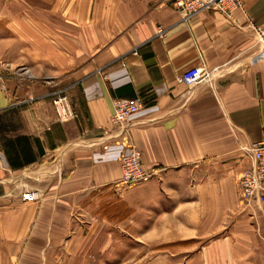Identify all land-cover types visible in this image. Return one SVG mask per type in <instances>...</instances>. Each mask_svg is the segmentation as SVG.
Instances as JSON below:
<instances>
[{"label":"crops","instance_id":"0c3cea01","mask_svg":"<svg viewBox=\"0 0 264 264\" xmlns=\"http://www.w3.org/2000/svg\"><path fill=\"white\" fill-rule=\"evenodd\" d=\"M37 1L27 3V19L3 20L7 35L0 36L1 64L27 71L25 79L0 68V264H23V252L37 245L28 242L38 233L27 220L40 205L19 211V194H11L23 178L42 181L48 219H67L73 204L97 216L99 194L107 193L130 209L129 218L153 220L155 235H218L208 247L225 253L218 264L264 263L257 254L264 252V201L246 206L237 198L246 150L264 128V57L255 60L264 51V0H241L242 12L229 17L209 11L186 21L170 0ZM121 61L130 83L113 88ZM192 67L210 72L209 81L176 84ZM59 92L71 111L65 119L51 104ZM135 97L159 108L125 132L143 168L155 173L125 189L114 187L120 166L102 147L117 139L112 99Z\"/></svg>","mask_w":264,"mask_h":264},{"label":"rangeland","instance_id":"374dc122","mask_svg":"<svg viewBox=\"0 0 264 264\" xmlns=\"http://www.w3.org/2000/svg\"><path fill=\"white\" fill-rule=\"evenodd\" d=\"M28 2L37 4L38 1L0 0V36L7 35L3 20L11 14L21 19H27L33 14L32 9L27 5ZM34 13L39 14L41 19L43 16L48 19L54 15L52 12L34 11ZM50 28L53 29L52 26ZM54 28L57 31V27ZM3 65L0 62V68ZM9 67L6 64L3 69L11 70L12 74L23 76L26 79L25 66L13 69ZM111 144L113 143L106 144V146ZM110 154L105 157L107 160L116 159L114 155L116 153ZM41 182L28 181L23 178L10 187L12 195L19 194V200H15L19 211H26L20 207L24 203L37 202L40 205V213L34 221L30 223V220H27L28 226L37 227L38 236L35 241H28L37 245L34 250L23 252L24 256L20 258L23 264H218L220 253H224L214 249L208 250L209 243L213 239H218V235L180 236L185 240H176L177 236L155 235L153 220L146 219L144 213L141 214V218L137 216V213L129 218L130 214H127V211L130 209L118 199H106L107 193L99 194L96 207L97 216L94 214L90 216L88 211L86 214L81 213L73 204L69 207L70 212H68L67 219H57V217L48 219L44 212L41 214L42 192L39 187ZM118 184L117 182L114 187ZM122 187L128 189L135 186L122 185ZM33 189L39 192L38 197L35 195L37 191H32ZM26 192L33 193L34 196L30 200L23 201L21 195ZM215 241L217 242V240L213 242ZM257 254H260V257L264 256V252ZM254 264L264 263L254 260Z\"/></svg>","mask_w":264,"mask_h":264},{"label":"built area","instance_id":"2783aa9c","mask_svg":"<svg viewBox=\"0 0 264 264\" xmlns=\"http://www.w3.org/2000/svg\"><path fill=\"white\" fill-rule=\"evenodd\" d=\"M172 9L186 21L201 12H218L229 17L235 11L242 12L241 0H170ZM163 33L158 28L157 35ZM264 57L262 54L256 56L255 60ZM209 74L203 67H192L183 71L175 77V83L187 88H193L201 83L209 81ZM113 88L130 83V78L125 70L124 64L120 62L118 75L110 78ZM156 94V91H155ZM51 104L58 119H65L71 115L64 92L57 93L52 98ZM158 106L154 102L144 103L140 98L131 99L115 98L111 101L110 126L115 130L116 141L111 145L103 146V151L116 153V161L120 166V185L136 186L147 182L154 176V170H145L141 164L139 152L127 141L126 129L140 121H150L157 113ZM249 165L237 179V198L239 203L246 206L252 201H264V128L260 139L251 144L246 150ZM0 165L5 166L0 154ZM33 193H23V201L32 199ZM34 196V195H33Z\"/></svg>","mask_w":264,"mask_h":264},{"label":"trees","instance_id":"16d2710c","mask_svg":"<svg viewBox=\"0 0 264 264\" xmlns=\"http://www.w3.org/2000/svg\"><path fill=\"white\" fill-rule=\"evenodd\" d=\"M130 212H131V211H130V210H128V211H127V214H130Z\"/></svg>","mask_w":264,"mask_h":264},{"label":"bare ground","instance_id":"6f19581e","mask_svg":"<svg viewBox=\"0 0 264 264\" xmlns=\"http://www.w3.org/2000/svg\"><path fill=\"white\" fill-rule=\"evenodd\" d=\"M31 197L33 198V195Z\"/></svg>","mask_w":264,"mask_h":264}]
</instances>
